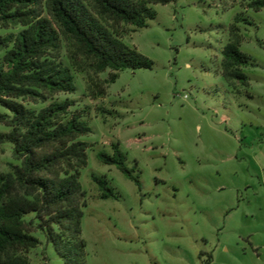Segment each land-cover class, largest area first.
Returning a JSON list of instances; mask_svg holds the SVG:
<instances>
[{"label": "rangeland", "instance_id": "374dc122", "mask_svg": "<svg viewBox=\"0 0 264 264\" xmlns=\"http://www.w3.org/2000/svg\"><path fill=\"white\" fill-rule=\"evenodd\" d=\"M244 7L242 0L153 5L150 25L123 39L153 68L125 70L114 83L111 71L92 73V61L64 41L63 54L77 53L86 73L74 94L59 98L75 99L92 128L82 137L87 264H264V10ZM242 14L252 24L239 23L240 49L256 64L242 68L247 82L228 79L222 65ZM116 148L134 179L99 160ZM11 161L12 148L0 145V171ZM94 176L118 198L101 199ZM39 237L31 264H65Z\"/></svg>", "mask_w": 264, "mask_h": 264}, {"label": "trees", "instance_id": "16d2710c", "mask_svg": "<svg viewBox=\"0 0 264 264\" xmlns=\"http://www.w3.org/2000/svg\"><path fill=\"white\" fill-rule=\"evenodd\" d=\"M175 0H0V145L12 148L9 169L0 171V264H31L29 254L44 234L65 264H87L82 239L84 208L81 183L88 165L92 132L88 111L75 99L86 73L80 58L63 54L64 41L92 61L96 75L111 71L114 83L125 70L152 69L153 62L123 41L125 34L146 28L157 16L153 5ZM246 10L261 12L264 0H242ZM238 15L224 50L228 79L248 81L242 68L256 65L241 51ZM130 31H118V26ZM74 51V52H75ZM101 94H104L102 91ZM99 160L117 166L130 179L124 154L100 153ZM93 180L100 198H118L104 177Z\"/></svg>", "mask_w": 264, "mask_h": 264}]
</instances>
